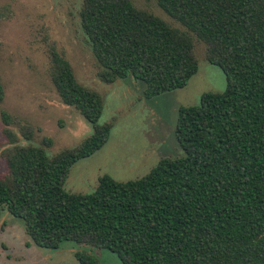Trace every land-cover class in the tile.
Returning <instances> with one entry per match:
<instances>
[{
  "label": "trees",
  "instance_id": "trees-1",
  "mask_svg": "<svg viewBox=\"0 0 264 264\" xmlns=\"http://www.w3.org/2000/svg\"><path fill=\"white\" fill-rule=\"evenodd\" d=\"M80 2L81 29L102 82L131 77L145 84L148 99L182 89L199 69L197 40L225 73L227 88L179 109L182 156L161 158L141 179L105 175L93 193H69L71 168L104 147L113 125L100 123L102 95L81 84L53 47L51 81L93 132L50 157L42 146L19 144L15 120L1 112L10 147L0 213L22 220L34 245L48 250L72 242L108 250L122 264H264V0H157L186 31L131 0ZM19 127L32 141L33 129ZM75 256L100 264L88 252Z\"/></svg>",
  "mask_w": 264,
  "mask_h": 264
},
{
  "label": "rangeland",
  "instance_id": "rangeland-1",
  "mask_svg": "<svg viewBox=\"0 0 264 264\" xmlns=\"http://www.w3.org/2000/svg\"><path fill=\"white\" fill-rule=\"evenodd\" d=\"M171 26L186 31L168 16L157 0H131ZM80 0H0V80L5 99L0 103V179L8 173L4 152L10 147L1 112L14 121L19 144L45 148L50 157L74 149L91 134V125L74 108L61 101L51 81V49L55 47L71 63L77 80L104 99L101 124L113 125L102 149L73 165L65 190L93 193L105 175L119 182L146 176L163 157H179L175 128L181 107L200 104L208 92H224L227 77L206 60L205 46L195 40L198 72L187 86L158 97L145 96V84L129 77L106 84L101 68L81 29ZM21 126L34 131L32 141L21 135ZM50 139L51 146L44 145ZM88 252L100 264H122L108 250L64 243L58 250L40 248L26 234L22 220L7 210L0 213V264H80L77 252Z\"/></svg>",
  "mask_w": 264,
  "mask_h": 264
}]
</instances>
